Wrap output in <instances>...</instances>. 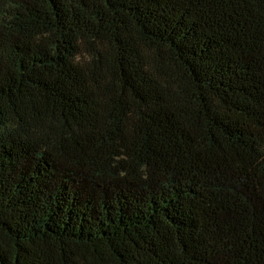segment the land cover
Wrapping results in <instances>:
<instances>
[{"label":"trees","instance_id":"16d2710c","mask_svg":"<svg viewBox=\"0 0 264 264\" xmlns=\"http://www.w3.org/2000/svg\"><path fill=\"white\" fill-rule=\"evenodd\" d=\"M0 264H264V0H0Z\"/></svg>","mask_w":264,"mask_h":264}]
</instances>
